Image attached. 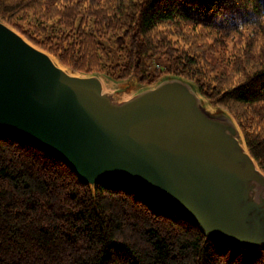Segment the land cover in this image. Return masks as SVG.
<instances>
[{"label": "trees", "instance_id": "1", "mask_svg": "<svg viewBox=\"0 0 264 264\" xmlns=\"http://www.w3.org/2000/svg\"><path fill=\"white\" fill-rule=\"evenodd\" d=\"M0 20L85 75L192 81L231 113L264 173V0H0ZM239 37L238 59L250 58L214 73L207 55ZM0 264H264V248L207 239L150 193L82 183L52 154L0 134Z\"/></svg>", "mask_w": 264, "mask_h": 264}, {"label": "water", "instance_id": "2", "mask_svg": "<svg viewBox=\"0 0 264 264\" xmlns=\"http://www.w3.org/2000/svg\"><path fill=\"white\" fill-rule=\"evenodd\" d=\"M199 99L171 77L116 100L96 74L68 73L0 20V134L52 154L82 183L150 193L207 239L264 248V173L238 125Z\"/></svg>", "mask_w": 264, "mask_h": 264}, {"label": "rangeland", "instance_id": "3", "mask_svg": "<svg viewBox=\"0 0 264 264\" xmlns=\"http://www.w3.org/2000/svg\"><path fill=\"white\" fill-rule=\"evenodd\" d=\"M32 23H34V19L32 17L29 18L28 20L22 22V24L26 28H30V24H32ZM173 38H175V37L173 36ZM173 38H171V39H173ZM243 44H244V42H243V39L241 37L235 38L233 40H228L222 49L216 48L213 54L207 55V57H206L207 64L210 65V68L213 69L214 73H216V74L219 73L220 75L226 74L230 69V66L226 65L227 61H233L235 58V59H237V61H239V63H244V60L250 58V57L245 55L244 57L242 56L240 59H238V56H240L242 54ZM112 48H113V50H115L114 45L112 46ZM223 62H224V65L222 64ZM158 63L159 64L162 63V58H160L159 56L153 57V59H152L153 66L158 65ZM152 64H151V68L153 69ZM74 72L76 74H84V73H80L79 71H74ZM94 73L96 75L100 76L101 78H103L105 81L107 80V82H111L115 85L113 92L110 91L109 93L116 100H119V101L127 99V98L135 95L136 93H138L139 91L143 90L146 87L147 88L152 87L156 83H158V81H159L158 80L156 83H154L152 85L141 86V85H139L138 77H135V76L132 79L130 78V79L123 80V81H117V80L110 78L109 76H107L104 73H101V72H94ZM186 81L194 87L198 96L205 100V103H203L205 109H207L212 114H222L223 113V114L229 116L236 123L234 117L231 115V113L226 108L218 107V106L211 104L207 98L203 97L199 93L195 84L192 81H188V80H186ZM241 136H242V134H241Z\"/></svg>", "mask_w": 264, "mask_h": 264}, {"label": "bare ground", "instance_id": "4", "mask_svg": "<svg viewBox=\"0 0 264 264\" xmlns=\"http://www.w3.org/2000/svg\"><path fill=\"white\" fill-rule=\"evenodd\" d=\"M51 56V55H50ZM51 59L53 60V62L57 65V66H59V67H61V68H63L65 71H67L68 73H72V74H76L72 69H70V68H68V67H65L56 57H54V56H51ZM98 76V75H97ZM99 77V79H100V81H101V83H102V85H103V89L105 90V91H108V92H113V90H114V84L113 83H111V82H107V80L105 81L103 78H101L100 76H98ZM191 85V84H190ZM191 87L192 88H194L192 85H191ZM196 91V90H195ZM200 98V97H199ZM200 100V104L204 107V104L203 103H205V100L203 99V98H200L199 99ZM207 110V109H206ZM208 111V110H207ZM240 140H241V142H242V144L244 145V141H243V138H242V136H240Z\"/></svg>", "mask_w": 264, "mask_h": 264}]
</instances>
